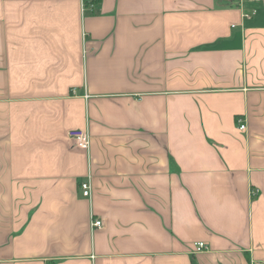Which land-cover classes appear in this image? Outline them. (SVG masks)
Listing matches in <instances>:
<instances>
[{"label":"crops","instance_id":"0c3cea01","mask_svg":"<svg viewBox=\"0 0 264 264\" xmlns=\"http://www.w3.org/2000/svg\"><path fill=\"white\" fill-rule=\"evenodd\" d=\"M0 264H264V0H0Z\"/></svg>","mask_w":264,"mask_h":264},{"label":"built area","instance_id":"2783aa9c","mask_svg":"<svg viewBox=\"0 0 264 264\" xmlns=\"http://www.w3.org/2000/svg\"><path fill=\"white\" fill-rule=\"evenodd\" d=\"M239 5H243L244 3H249V4H255L259 0H237ZM255 14V11H252L249 14H243L242 17L243 19L249 20L251 17ZM241 120H237V124H240ZM244 126H239V130H244ZM69 134V137L74 141L76 147L80 150L87 151L89 147V137L86 132L84 131H71ZM79 189L81 191V195L84 198H89L91 194V188L90 184L88 182H81L79 184ZM93 227L99 228L101 226L100 221H93L92 223ZM196 252H201L207 250V247L203 243H197L195 245Z\"/></svg>","mask_w":264,"mask_h":264},{"label":"trees","instance_id":"16d2710c","mask_svg":"<svg viewBox=\"0 0 264 264\" xmlns=\"http://www.w3.org/2000/svg\"><path fill=\"white\" fill-rule=\"evenodd\" d=\"M85 2H91V3H97L98 2V0H84Z\"/></svg>","mask_w":264,"mask_h":264}]
</instances>
